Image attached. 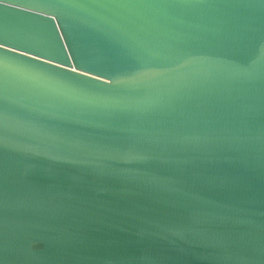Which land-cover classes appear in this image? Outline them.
I'll use <instances>...</instances> for the list:
<instances>
[{
    "label": "water",
    "instance_id": "water-1",
    "mask_svg": "<svg viewBox=\"0 0 264 264\" xmlns=\"http://www.w3.org/2000/svg\"><path fill=\"white\" fill-rule=\"evenodd\" d=\"M0 264H264V0H0Z\"/></svg>",
    "mask_w": 264,
    "mask_h": 264
}]
</instances>
